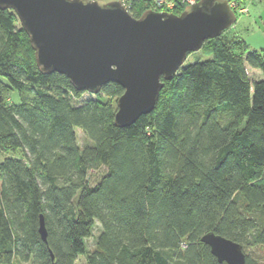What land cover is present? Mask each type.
Listing matches in <instances>:
<instances>
[{"label": "trees", "instance_id": "16d2710c", "mask_svg": "<svg viewBox=\"0 0 264 264\" xmlns=\"http://www.w3.org/2000/svg\"><path fill=\"white\" fill-rule=\"evenodd\" d=\"M121 1L135 17L152 3ZM207 42L209 58L181 66L153 110L120 127L123 87L91 93L43 71L15 12L0 7V264H227L201 241L208 231L260 264L248 251L264 247V54L223 33Z\"/></svg>", "mask_w": 264, "mask_h": 264}, {"label": "water", "instance_id": "95a60500", "mask_svg": "<svg viewBox=\"0 0 264 264\" xmlns=\"http://www.w3.org/2000/svg\"><path fill=\"white\" fill-rule=\"evenodd\" d=\"M0 7L15 12L43 71L91 93L121 85L114 113L120 127L151 112L187 54L236 20L228 0H195L179 13L146 9L139 17L121 0H0ZM39 232L46 241L43 215ZM200 239L218 262L246 264L240 243L212 231Z\"/></svg>", "mask_w": 264, "mask_h": 264}, {"label": "rangeland", "instance_id": "374dc122", "mask_svg": "<svg viewBox=\"0 0 264 264\" xmlns=\"http://www.w3.org/2000/svg\"><path fill=\"white\" fill-rule=\"evenodd\" d=\"M170 1V0H166ZM195 1V0H193ZM186 3V2H185ZM235 3V2H234ZM124 4V3H123ZM189 5V4H187ZM125 6V4H124ZM236 8V20L223 31V35L244 41L248 50H256L264 54V0H247L245 4H235ZM150 8L156 11H170L171 8L158 5L155 0H152ZM233 9V8H232ZM204 44V43H203ZM210 42H207L205 47H201L197 51H191L187 54L182 66H185L194 61H201L209 58L208 47ZM246 70L249 76L253 79H257L262 76V72L258 68H252L245 63ZM92 96L89 92H83L80 98ZM110 101L115 102V98H111ZM77 141L79 145H83L86 139L81 132V129L76 127ZM105 173V167L101 166L98 169L90 170L88 173V181L90 184H94ZM99 232V227L96 226L92 230V234L85 239L86 247L91 250L94 247L95 237ZM251 257L259 261L260 264H264V247H254L248 251ZM84 263V256H80L77 260V264ZM13 264H31L29 262H20L14 260Z\"/></svg>", "mask_w": 264, "mask_h": 264}, {"label": "built area", "instance_id": "2783aa9c", "mask_svg": "<svg viewBox=\"0 0 264 264\" xmlns=\"http://www.w3.org/2000/svg\"><path fill=\"white\" fill-rule=\"evenodd\" d=\"M182 2H186L187 4H191L193 3L194 1L193 0H181ZM155 2L158 4V5H161L163 7H168V8H172L173 5H174V0H170L169 2L166 1V0H155ZM230 6L233 7L235 6V3L234 2H231L230 3Z\"/></svg>", "mask_w": 264, "mask_h": 264}]
</instances>
